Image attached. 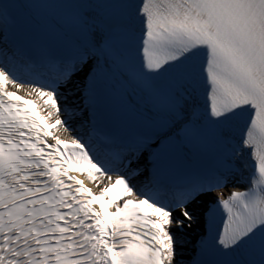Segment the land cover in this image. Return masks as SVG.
I'll return each mask as SVG.
<instances>
[{"label":"snow or ice","instance_id":"1","mask_svg":"<svg viewBox=\"0 0 264 264\" xmlns=\"http://www.w3.org/2000/svg\"><path fill=\"white\" fill-rule=\"evenodd\" d=\"M0 264H264V0H0Z\"/></svg>","mask_w":264,"mask_h":264}]
</instances>
